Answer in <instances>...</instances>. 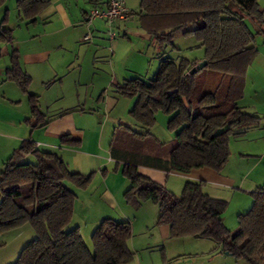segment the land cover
Masks as SVG:
<instances>
[{
  "label": "trees",
  "instance_id": "1",
  "mask_svg": "<svg viewBox=\"0 0 264 264\" xmlns=\"http://www.w3.org/2000/svg\"><path fill=\"white\" fill-rule=\"evenodd\" d=\"M4 2L0 0V6ZM49 2L18 0L17 5L22 18L34 22ZM139 6V19L150 36L161 42L177 34L193 36L197 47L203 48L207 64L191 74L195 61L175 63L162 58L149 82L128 79L116 88L120 97L133 101L129 114L144 129L139 133L118 125L111 137L109 154L122 165L121 175L129 184L123 200L133 206L142 202L157 206L155 225L167 226L172 239L208 240L227 256L246 264H264V188L251 194L252 207L238 216V229L232 234L222 222L227 203L207 196L203 181H187L175 195L137 171L143 167L183 175L198 169L220 172L228 161L229 137H240L264 120L236 105L242 94L232 91L257 55L254 39L264 28V12L256 0H141ZM246 20L258 31L252 33ZM164 31L167 34H162ZM10 36V31L4 30L0 41L10 42ZM12 63L11 79L23 89L28 79L18 74V64ZM207 70L221 73L222 79L213 91L202 93L204 81L198 79V73ZM227 76L230 86L224 89ZM36 99L30 96L28 100L36 121L32 126L42 127L48 121L39 113ZM67 113L60 112L58 117ZM159 113L169 117L166 128L173 139L166 144L150 135ZM27 157L32 161L25 160ZM2 167L0 234L26 224L34 232L12 264L132 262L129 222L101 221L90 235L91 247L82 241L77 228H70L75 190L89 186L92 175L70 173L56 154L39 152L30 140L14 150Z\"/></svg>",
  "mask_w": 264,
  "mask_h": 264
},
{
  "label": "crops",
  "instance_id": "2",
  "mask_svg": "<svg viewBox=\"0 0 264 264\" xmlns=\"http://www.w3.org/2000/svg\"><path fill=\"white\" fill-rule=\"evenodd\" d=\"M17 1L5 0L0 6V29L9 30L12 38L10 42L0 41L3 43L0 44V58L5 56L8 62L0 67V172L12 152L24 141L30 140L39 152L56 154L70 173L93 176L90 183L92 188L89 186L83 190H75L77 198L74 201L70 228H77L82 239L84 235L90 236L95 226L105 219L117 223L129 222L131 231L134 232L138 227L135 216L131 220L124 213L128 205L123 200V195L129 184L121 175L122 165L114 162L108 149L115 128L121 125H117V117L112 119L109 116V111L115 108L121 98L115 92L116 88L134 74L124 72L118 80L114 72L117 58L120 57L117 52L124 44L118 35L127 37L131 15L126 21L116 22V38L110 41L103 21L95 20L90 28L84 22L86 14L92 8L104 7L107 0H50L34 22L22 18ZM127 9L131 11V8ZM260 31L257 35L264 36V28ZM87 32H90L92 40L85 42L83 37ZM109 52L110 61H106ZM256 53L253 63L249 65L250 69H264V53ZM204 60V55L199 53L193 61L198 65ZM12 62L18 64V69H15L18 74L28 79L23 89L11 79L10 70L15 68ZM115 79L118 83L114 86L112 83ZM30 96L37 98L39 113L48 124L42 127L32 126L36 121L30 114ZM236 105L258 117H264V106H240L239 102ZM63 111L69 113L58 117ZM251 130H258L252 133V137L264 139V120L258 126L244 130L236 139H245ZM29 158L31 157L25 160ZM137 171L165 188L169 181L176 183L177 188L187 181H203L207 196L215 199H219L216 189L233 187L235 184V180L224 176L221 171L210 169L193 170L184 175L143 167L137 168ZM91 194H97L95 199L106 210L93 219H88L86 211L89 209L87 206H91ZM148 204L151 203L142 202L133 207L136 213L143 211V208L151 212L152 209L150 211L146 207ZM157 210L154 211L155 220L149 216L143 223L144 230L152 228V240L141 247L130 238L128 246L134 257L129 264H145L143 251L157 252L152 249L158 248L163 251V255L157 259L154 254L149 255V258L153 257L150 264H211L217 256H227L208 240L190 237L172 239L167 226L155 225ZM28 226L26 224L10 231H20L18 237L25 234L21 242L23 244L20 245L25 246L34 237L33 230ZM81 227L84 228V233L81 232Z\"/></svg>",
  "mask_w": 264,
  "mask_h": 264
},
{
  "label": "rangeland",
  "instance_id": "3",
  "mask_svg": "<svg viewBox=\"0 0 264 264\" xmlns=\"http://www.w3.org/2000/svg\"><path fill=\"white\" fill-rule=\"evenodd\" d=\"M125 2L127 7L131 8V11H129L131 15V19L129 20L131 22L127 31V37L122 34L118 35V38L124 41V44L121 50L117 52L120 57L117 58V66L114 67L117 79L124 72L125 74H129V72L132 74V72H134L131 79L139 78L145 82H149L157 73L162 58H170L175 63H178L182 59L192 61L199 55V53L200 55L204 54L203 48L200 49L197 47V41L193 36L177 34L169 40H163L162 42L155 38V36H150L146 32L147 29L141 22V19H139L140 16L138 13L141 0H125ZM256 2L258 3L260 10L264 12V0H256ZM245 22L247 28H249L252 33L257 32V27H255L250 20H246ZM1 32L2 29H0V33ZM167 32L168 31H164L162 34H167ZM254 40L257 50L260 51V53H264V36L256 35ZM107 57L106 61H110V52ZM7 63V58L2 56L0 58V67L5 66ZM117 79L112 83L114 86L118 83L119 79ZM198 79L204 81L202 93H207L214 90L215 86L222 79V74L207 70L205 72H199ZM229 81L228 76L223 79V84H225L224 89L226 86H230ZM235 83L236 84H233L232 86V91L234 93L240 92L242 94V97L236 100V103L239 102L240 106H245L246 104L258 107L264 106V69L257 68L256 70H253V68L250 69L249 66L244 75L240 78V81ZM111 89L115 90V87H112ZM130 101L131 100L126 97H121L115 108L112 111H109V116L112 119L115 117L119 119L117 125H127L132 128V130L142 133L144 132V129L134 123L129 114V109H131L133 104V101ZM168 119L169 117L165 114H157L155 120L156 123L150 129V135L165 144L171 142L173 139V135L166 128ZM255 131L258 130H251L243 140L236 139L234 136L229 137L228 161L220 170L224 176L235 180L233 187L216 189V195L219 196V199L224 200L227 203L222 222L232 234L236 233L238 229V216L245 214L250 210V207H252L253 195L251 194L258 189L264 188V139H255L252 137L251 135L252 133H255ZM28 161H32V158H29ZM66 186L68 189L72 188L68 183ZM182 188L183 185H180V187L178 186L177 188L176 183H171L169 181L166 189L178 195L181 193ZM96 196L97 194L90 195V197L93 198L89 201L91 206L90 204L87 206L89 207L86 211L88 219H93L95 215H98V213L102 214L103 211L106 210L104 205L95 199ZM126 204L128 206L124 209V213H126L131 220H133L135 216L137 221L136 225H138L135 231H132L133 237H131V239H133L138 246H146L145 244L152 240V238H150L152 228L144 230V224L146 220L149 219V216H152V220H155L156 212L154 211L157 210V206L155 207L153 204H148V206H146L150 211L152 209L151 214L149 210H144L145 208H143V211L140 210V212L136 213L133 205ZM140 221H142V223ZM81 228V232L84 233V228ZM18 233H20V231L10 232V234L7 232L0 234V264H12L18 257L17 255H19L22 250L18 248H22L19 246H24L20 244H23L21 242H23V238H25V234H21L18 237ZM89 239V235H84L82 240L91 247V240ZM154 250L157 252H150V250L143 251L145 264H150V262L153 261V257L149 258V255L154 254L156 259L158 257L161 258L163 255V251H160L159 248L152 249V251ZM213 261L215 262H212L211 264H246L243 260L234 259V257L231 256H217V259Z\"/></svg>",
  "mask_w": 264,
  "mask_h": 264
},
{
  "label": "built area",
  "instance_id": "4",
  "mask_svg": "<svg viewBox=\"0 0 264 264\" xmlns=\"http://www.w3.org/2000/svg\"><path fill=\"white\" fill-rule=\"evenodd\" d=\"M125 0H107L104 7L92 8L85 17V25L87 28L92 27L95 20L103 21L107 27V36L110 41L116 38L115 24L118 21H126L130 17ZM92 40L90 32L83 37V41Z\"/></svg>",
  "mask_w": 264,
  "mask_h": 264
},
{
  "label": "water",
  "instance_id": "5",
  "mask_svg": "<svg viewBox=\"0 0 264 264\" xmlns=\"http://www.w3.org/2000/svg\"><path fill=\"white\" fill-rule=\"evenodd\" d=\"M207 64V62L204 60L201 63H199L196 67L193 68V70L191 71V74L196 73L197 71L201 70V68L203 69V67H205Z\"/></svg>",
  "mask_w": 264,
  "mask_h": 264
}]
</instances>
